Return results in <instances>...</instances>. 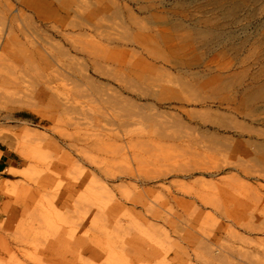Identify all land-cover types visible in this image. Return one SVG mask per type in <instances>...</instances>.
Masks as SVG:
<instances>
[{"label":"rangeland","instance_id":"1","mask_svg":"<svg viewBox=\"0 0 264 264\" xmlns=\"http://www.w3.org/2000/svg\"><path fill=\"white\" fill-rule=\"evenodd\" d=\"M249 261L264 0H0V264Z\"/></svg>","mask_w":264,"mask_h":264},{"label":"bare ground","instance_id":"2","mask_svg":"<svg viewBox=\"0 0 264 264\" xmlns=\"http://www.w3.org/2000/svg\"><path fill=\"white\" fill-rule=\"evenodd\" d=\"M29 2V1H28ZM26 4V3H25ZM27 5V4H26ZM33 7V5H30L29 7ZM162 169V170H161ZM161 170V171H160ZM160 170L159 171H157V173L155 174L156 175V178L157 179H160V178H163V177H165V176H168L171 172H170V170H168L167 168H164V167H162V168H160ZM102 174V173H101ZM102 176L105 178V180L106 181H114L116 178H118V176H120L118 173H116V172H105V173H103L102 174ZM126 189V188H125ZM117 191L119 190V188H117L116 189ZM120 191V190H119ZM145 196L147 197V198H152V196H151V194L150 193H148V194H145ZM123 198H125L127 201H130V202H135L134 201V199H132V198H128V195H126L125 196V193H123V196H122ZM156 199V205H157V207L158 208H163V206H164V198L163 197H157V198H155ZM107 200H109V195L107 194ZM144 209H145V212H146V214H148V215H152V216H154V215H157V213H155V212H152V211H150L148 208H146V207H144ZM12 211V212H11ZM6 213V212H5ZM9 215H7V220H6V224H5V227H6V229H9L10 228V225L12 224V222H14V220H15V214H16V210H15V208L14 209H11V210H9L8 212H7ZM212 244L214 245V247H216L217 249H219V250H221V249H225V247H222V246H218L217 245V242L216 241H212ZM231 250V251H230ZM229 250V252H230V254H232V255H239L240 253H241V250H238V249H233V248H231ZM250 262V264H260L259 262H251V261H249Z\"/></svg>","mask_w":264,"mask_h":264}]
</instances>
